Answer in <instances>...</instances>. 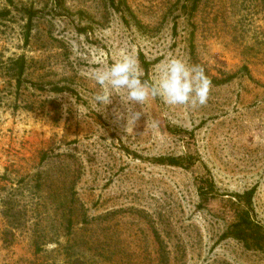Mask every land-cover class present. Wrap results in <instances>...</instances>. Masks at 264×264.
Wrapping results in <instances>:
<instances>
[{
	"label": "rangeland",
	"instance_id": "obj_1",
	"mask_svg": "<svg viewBox=\"0 0 264 264\" xmlns=\"http://www.w3.org/2000/svg\"><path fill=\"white\" fill-rule=\"evenodd\" d=\"M121 54L200 65L206 104L126 132L92 104ZM245 211L264 233V0H0V264H264Z\"/></svg>",
	"mask_w": 264,
	"mask_h": 264
},
{
	"label": "clouds",
	"instance_id": "obj_2",
	"mask_svg": "<svg viewBox=\"0 0 264 264\" xmlns=\"http://www.w3.org/2000/svg\"><path fill=\"white\" fill-rule=\"evenodd\" d=\"M93 79L98 85L93 107L103 112L118 97L123 110L113 107L112 114L117 122H126V132L129 128L134 131L143 116L137 107L150 98H159L169 106H197L206 104L210 90L204 69L180 57L167 58L149 81L143 79L134 55L121 54L106 68L98 69Z\"/></svg>",
	"mask_w": 264,
	"mask_h": 264
},
{
	"label": "trees",
	"instance_id": "obj_3",
	"mask_svg": "<svg viewBox=\"0 0 264 264\" xmlns=\"http://www.w3.org/2000/svg\"><path fill=\"white\" fill-rule=\"evenodd\" d=\"M110 1L112 4H114V0ZM25 64L26 62L23 57L14 60V66L15 68H17L15 74L16 77L20 78L23 75L25 71ZM171 162V164L173 165L179 164L178 161H176L175 159H173ZM254 192L255 190L251 189L246 194L251 199L254 195ZM233 227L235 228L236 236L238 238L248 239V237L250 238L251 236L254 237V235H258V238L261 237L264 240V233L262 231V227L251 219L247 211H245L244 214L239 215V220L233 225Z\"/></svg>",
	"mask_w": 264,
	"mask_h": 264
}]
</instances>
